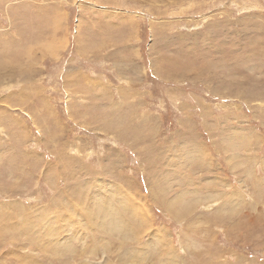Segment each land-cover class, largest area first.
I'll return each mask as SVG.
<instances>
[{
	"label": "rangeland",
	"instance_id": "rangeland-1",
	"mask_svg": "<svg viewBox=\"0 0 264 264\" xmlns=\"http://www.w3.org/2000/svg\"><path fill=\"white\" fill-rule=\"evenodd\" d=\"M0 264H264V0H0Z\"/></svg>",
	"mask_w": 264,
	"mask_h": 264
}]
</instances>
